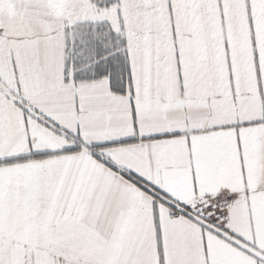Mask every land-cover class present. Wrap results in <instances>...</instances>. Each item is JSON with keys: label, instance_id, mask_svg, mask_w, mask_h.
<instances>
[{"label": "snow or ice", "instance_id": "snow-or-ice-1", "mask_svg": "<svg viewBox=\"0 0 264 264\" xmlns=\"http://www.w3.org/2000/svg\"><path fill=\"white\" fill-rule=\"evenodd\" d=\"M0 264H264V0H0Z\"/></svg>", "mask_w": 264, "mask_h": 264}]
</instances>
